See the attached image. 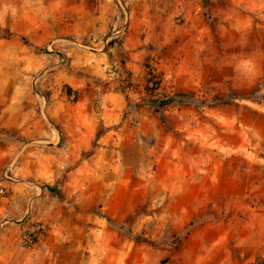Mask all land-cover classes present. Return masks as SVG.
Segmentation results:
<instances>
[{"label": "rangeland", "instance_id": "374dc122", "mask_svg": "<svg viewBox=\"0 0 264 264\" xmlns=\"http://www.w3.org/2000/svg\"><path fill=\"white\" fill-rule=\"evenodd\" d=\"M238 218L264 233V0H0V264H200Z\"/></svg>", "mask_w": 264, "mask_h": 264}, {"label": "crops", "instance_id": "0c3cea01", "mask_svg": "<svg viewBox=\"0 0 264 264\" xmlns=\"http://www.w3.org/2000/svg\"><path fill=\"white\" fill-rule=\"evenodd\" d=\"M65 108L68 106L62 98L60 102L53 103L49 111L54 116L57 109ZM89 109L85 105H80V111L83 113L90 114ZM107 114L109 116H106ZM101 118L106 126L115 125L117 104L101 105ZM258 224L257 221L249 222L238 218L231 221L225 231L217 229L215 238L209 242L203 241L201 235L195 234L194 243L197 246L195 254L199 251L195 258L199 257L200 264H258L264 259V233L258 232ZM246 225L250 228L248 233L245 231ZM37 250L36 248L20 249L19 252L25 258L19 264H58L56 256L53 257L52 253L45 252L38 255Z\"/></svg>", "mask_w": 264, "mask_h": 264}, {"label": "trees", "instance_id": "16d2710c", "mask_svg": "<svg viewBox=\"0 0 264 264\" xmlns=\"http://www.w3.org/2000/svg\"><path fill=\"white\" fill-rule=\"evenodd\" d=\"M21 41L23 42V43H26V40L24 39V38H22L21 39ZM174 102H182L181 101V99H169V100H166V101H161L160 102V104L162 105V106H168V105H170V104H172V103H174ZM220 102L219 101H217V102H213V103H211V105H215V104H219Z\"/></svg>", "mask_w": 264, "mask_h": 264}]
</instances>
